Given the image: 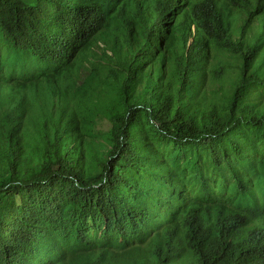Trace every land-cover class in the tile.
Returning a JSON list of instances; mask_svg holds the SVG:
<instances>
[{
    "label": "trees",
    "instance_id": "1",
    "mask_svg": "<svg viewBox=\"0 0 264 264\" xmlns=\"http://www.w3.org/2000/svg\"><path fill=\"white\" fill-rule=\"evenodd\" d=\"M0 264H264V0H0Z\"/></svg>",
    "mask_w": 264,
    "mask_h": 264
},
{
    "label": "rangeland",
    "instance_id": "2",
    "mask_svg": "<svg viewBox=\"0 0 264 264\" xmlns=\"http://www.w3.org/2000/svg\"><path fill=\"white\" fill-rule=\"evenodd\" d=\"M103 47H104V45L101 43V44H96L95 46H94V51H93V54H94V56H93V58L95 59V58H97V57H101L102 56V54H103ZM93 58H91V60H93ZM85 65H87V63L85 64ZM90 65V64H89ZM90 71V69L89 68H84L82 71H81V73L76 77V82H77V84L76 85H79V84H81L82 83V79H83V77H85V75L88 73ZM190 166V165H189ZM190 170H195L196 169V166L195 167H193V166H191V168H189ZM231 181V180H230ZM217 184H219V183H217Z\"/></svg>",
    "mask_w": 264,
    "mask_h": 264
}]
</instances>
